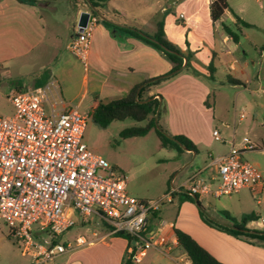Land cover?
Masks as SVG:
<instances>
[{
	"label": "crops",
	"instance_id": "1",
	"mask_svg": "<svg viewBox=\"0 0 264 264\" xmlns=\"http://www.w3.org/2000/svg\"><path fill=\"white\" fill-rule=\"evenodd\" d=\"M251 1L257 4L258 13L251 11L250 3L247 0H228V9L224 11L221 19L213 25L209 15V0H107L97 8L98 13L94 12L98 16V21L91 33L88 69L82 77V83L86 87L90 80L93 93L104 92L108 94L106 91H116L122 87L127 93L136 84L142 83L140 85L142 87L146 84L145 81L168 74L172 64L160 51L141 39L115 28H133L150 36L156 29V21L161 19L159 14H163L165 15L163 29L167 39L176 44L183 53L191 52L192 54L189 60L192 68L188 71L209 74V64L211 63L212 72L222 74L221 78H226V82L232 85L233 88L242 87L237 91L238 94H241L244 90L262 97L256 99L253 108L262 112L264 120V67L261 68L260 66L262 61L256 62L247 58L240 59L236 55L237 49L241 46L240 37L249 40L252 36V34H245L241 30L238 25L240 22L236 16L242 21H246L248 25L258 24L257 20L254 19L257 14L260 19H264V0ZM57 2H60V0H0V66L2 64L4 72L10 71L8 63L13 60L18 59L20 61L21 66L17 65V70H15L18 75L21 71L24 72L26 67L32 66L31 64L36 66L35 64L38 63H46L56 56L59 48L56 43L47 48L46 41L49 27L45 16L49 11L56 16L57 5H59ZM77 2L80 8L77 9L75 17H71L67 25V35L63 43L65 50L66 43L74 32L81 12L92 10L87 1L77 0ZM115 12H118V19H115ZM252 12L255 15H252ZM222 24L229 27L233 26L232 29H238L240 34L236 40L225 31L220 32ZM255 40L253 42H256L259 46V56L264 58V37L255 35ZM231 42L234 43L233 46ZM249 43L255 47L252 41H249ZM242 52L246 55V49H243ZM33 53H35L34 58L30 61L26 60ZM214 63L216 65H213ZM256 64H259V68L254 74L250 69V65L254 67ZM180 71L173 78L169 76L170 78L167 77L155 84L146 86L142 91V97L144 99L156 98L159 100V106L164 105V108L167 107L166 109L171 108L174 103L185 104L187 102L184 98L186 90L182 85L187 79L195 83L197 80L188 73H181ZM35 79L30 85L26 86L35 87ZM197 85L198 93H193L202 102V98L206 96L207 91L201 84L197 83ZM41 86L48 88V103L50 105H54L57 109L63 108L66 104L72 105L70 101H66L61 97L60 85L56 78L49 75L48 80ZM13 89L22 88L10 86L9 93ZM87 93L86 88L81 93V98L85 97ZM76 96L74 95V97ZM110 100H113V98L105 97V102ZM99 102L104 103V101L94 100L92 108L94 109ZM201 107L202 105L198 104V109H201ZM206 110L209 111L208 108ZM243 110L240 111V114L244 112ZM258 114L256 112L255 117H258ZM244 117L240 120L237 119V121H242ZM212 118H214V114ZM165 119L168 126H170L171 121L178 120L176 117L172 119L170 110L169 115H165ZM180 132L182 131L174 129L173 134H181ZM210 136L213 137L212 133ZM223 139L217 141L226 144L227 149L225 151L216 154L207 152L205 158L203 157L202 167L192 170L178 185L173 184L171 188L178 189L192 173L210 167V156L228 151L229 141L233 140ZM193 155L197 157L198 152H193ZM262 179L263 188L260 193L264 194V175ZM166 192L164 191L160 196L162 197ZM251 194L253 193L248 189H241L234 194L236 195L235 200L227 202L224 211L237 219H240L243 214L255 212L258 216L257 220L261 222L257 228L263 229L261 225L264 219L260 215L259 208L251 205ZM179 197L181 198L182 195ZM257 203H260L259 199L256 200ZM179 210V213L173 219L174 222L163 218L165 210L163 211L161 208L149 217L147 225L150 226V229L162 230L169 240L166 247L162 249L153 248L152 252L148 251L138 264H182L180 255L183 250L177 243L174 228H179L191 235L211 255L224 264H264V247L247 243L205 224L199 218V211L193 208L191 202L180 205ZM183 210L189 214L193 213L194 216L191 219L193 227L190 226L188 220L184 219L185 211L181 214ZM223 220L219 219L218 221L223 222ZM255 222L253 220L247 223L246 227L256 229L254 227ZM82 224L85 223L82 222ZM95 234L96 232L93 233L94 236ZM107 234H103L99 239L100 241L87 240L83 235H79L87 241H91V243L68 254L62 262H55L54 264H63L66 261H77L80 264H121L129 242L126 238ZM99 243L103 246L101 253L83 259H75L74 254L77 252ZM185 262L189 264V261L186 260Z\"/></svg>",
	"mask_w": 264,
	"mask_h": 264
},
{
	"label": "built area",
	"instance_id": "2",
	"mask_svg": "<svg viewBox=\"0 0 264 264\" xmlns=\"http://www.w3.org/2000/svg\"><path fill=\"white\" fill-rule=\"evenodd\" d=\"M86 12L85 25L76 24L66 50L87 71L91 33L98 16L93 10ZM7 98L14 113L0 117V220L9 225L10 235L32 258L29 264H54L61 254L91 243L83 236L73 244L55 241L57 235L76 225V214L83 218L99 215L108 224L107 235L129 236L133 242L128 244L127 258L138 264L150 248L162 249L168 244L162 230L145 232V228L163 203L173 202V193L208 198L243 188L259 194L263 188L257 167L241 159L243 151L254 149L244 137L242 149L229 141L228 151L210 156L212 175L203 177L201 171L194 172L178 189L162 197L138 199L128 193L125 176L83 143L87 116L76 106L66 104L57 109L50 105L45 86L13 89ZM243 117L244 112L238 120ZM212 135L215 140H224L217 129ZM34 224L45 236L42 243L32 234Z\"/></svg>",
	"mask_w": 264,
	"mask_h": 264
},
{
	"label": "rangeland",
	"instance_id": "3",
	"mask_svg": "<svg viewBox=\"0 0 264 264\" xmlns=\"http://www.w3.org/2000/svg\"><path fill=\"white\" fill-rule=\"evenodd\" d=\"M247 1L250 3L251 11L258 13L257 4L251 0ZM57 3L59 5H57L58 11L56 16L50 11L45 16L49 27L46 41L47 48L56 43L59 47L56 56L46 63H38L35 64L36 66L31 64L32 66L26 67L25 71H21L18 75L15 72L17 65L21 66L18 59L8 63L10 66L9 72H4L1 64L0 117L11 116L14 113L13 105L7 98L10 86L26 89L28 87L26 85H30L36 77L44 76L47 72L46 74L58 80L62 94L61 97L76 106L79 113L87 116L82 137L83 143L86 144L90 151L102 156L115 171L125 176L128 193L138 199L152 200L161 197V193L170 191L173 184L178 185L192 170H196L198 167L201 168L207 152L216 154L225 151L227 149L226 144L210 136L213 128L220 132L222 138L233 140L235 147L239 149L243 147L242 139L244 137L249 139L254 149L243 151L241 159L254 164L260 174L264 175V120L262 112L253 108L256 99H261L262 97L244 90L241 94H238L237 91L242 89V87L233 88L232 85L226 82V78H221L222 74L218 72L216 74L214 72L212 74H199L198 71H188V69L191 70V66L181 69V73H188L197 81L195 83L187 79L182 85L186 90L185 97L183 96L187 100L185 104L174 103L171 108H168L172 119L176 117L178 120L171 121L170 126L167 125L165 115H169V110L166 109L167 107L164 108V105L157 108L159 117L155 116L158 127L167 136L172 137L175 129L182 131L180 132L182 135L193 141L198 152L197 157L193 155V151L179 150L174 145H161V140L154 129H151L143 136L128 138L120 136V131L123 129L133 126H144L145 121H135L131 118H125L123 120H112L105 128L99 127L92 119L94 100L105 102L106 96L119 99L125 97L128 92L126 93V90L122 87L119 88L120 90L106 91L108 94L104 92L93 93L90 80L86 87L83 85L82 77L86 72L83 64L66 51L63 46L69 20L71 17H75L74 15L77 9L80 8V5L77 4V0H60ZM114 15L116 16L115 19L119 18L118 12H115ZM252 15L255 14L252 12ZM159 16L164 18L165 15L159 14ZM104 19L107 20L106 18ZM254 19L257 20L258 24L246 25L242 22L238 24L245 34H252V36L249 40L240 37L241 46L237 49L236 55L240 59L247 58L253 59L256 62L262 61V65H260L262 68L264 67V58L259 56V46L253 41H256L255 35L264 37V19H260L258 14ZM230 28L232 29L233 26ZM222 29H220V32L224 31ZM232 30L239 36L238 29L234 28ZM139 32L142 31L139 30ZM249 41H252L255 47L251 46ZM233 44L231 42L232 46ZM243 49H246V55L243 54ZM34 55L35 53L31 54L26 60L30 61L34 58ZM213 65L216 64L214 63ZM258 68L259 64L254 65V67L250 65V69L254 74L258 71ZM173 76L176 75H172L171 78ZM219 81L221 82L219 83ZM197 83L201 84L207 91L206 96L202 98V102L193 93H198ZM86 88L88 93L85 97L81 98V93ZM74 95L77 96L74 97ZM198 104L202 105L201 109H198ZM242 109H244L245 117L242 121H237ZM256 112L259 113L258 117H255ZM213 114L214 118H212ZM98 173L104 175L103 171H98ZM210 174H213L212 167L201 170V176L203 177ZM215 179L218 181V176ZM234 194L219 197L210 196L208 198L199 196V208L194 201L188 199L189 196L185 193L182 194L181 198L179 197L181 195L173 193V203H163L161 206V210H165L163 218L174 222V217L180 211V205L182 206L184 203L191 202L193 208L199 211V218L201 220V212L202 215L214 220L224 219L222 212L226 209L225 205L228 201L235 200L236 195ZM257 199L260 200L259 204H256ZM250 200L251 205L259 208L260 215L264 219V194H251ZM193 216V213L189 214L185 211L184 219L188 220L192 227L193 221L191 219ZM74 217L76 225L57 235L55 238L57 243L65 244L69 242L73 244L75 238L79 235H83L87 240L100 241V237L109 230V227L103 223L104 219H101L99 215L92 214L87 218H83L82 215L76 214ZM254 221H256L254 227L258 229V224L261 222L257 219ZM82 222L85 224H82ZM202 222L204 221L202 220ZM262 223L261 228H264V222ZM94 232H96L95 236L93 235ZM32 234L40 243L43 242L41 239L45 236L38 231L36 224L32 226ZM255 245L264 247L263 244ZM102 248L103 246L99 243L93 247H88L86 250L77 252L74 254V257L75 259L87 258L96 253H101ZM152 249L150 248L148 251L152 252ZM68 254H61L56 258L55 262H62ZM180 257H182V264H186L187 258L184 252ZM31 261L30 255L24 253L19 243L10 235L9 225L0 220V264H29Z\"/></svg>",
	"mask_w": 264,
	"mask_h": 264
},
{
	"label": "trees",
	"instance_id": "4",
	"mask_svg": "<svg viewBox=\"0 0 264 264\" xmlns=\"http://www.w3.org/2000/svg\"><path fill=\"white\" fill-rule=\"evenodd\" d=\"M18 1H35V0H18ZM88 1L91 3V5H93V7L97 9L107 0H88ZM228 7H229L228 0H209V5H208L209 15L213 25L221 19L224 11L228 9ZM236 18L239 22H242L243 24L247 25V23L242 21L238 16H236ZM163 26H164L163 18L157 20L155 23L156 29L150 36L143 34L142 32H139L138 30L133 28H122L115 26L114 27L130 35H133L138 39H141L145 43L153 46L155 49L160 51L172 64V68L170 69V72L177 70L183 64L184 58H186L187 60L186 66L189 67L190 66L189 60L192 56L191 52L183 53L176 44L169 41L165 35ZM222 28L226 33H228L233 39L236 40V38L238 37L237 33H235L228 25L222 24ZM149 37L154 38L155 41H152ZM163 46L172 51H175V53L166 51L163 48ZM209 71L212 74L213 69L211 63L209 64ZM46 73L44 76H40L35 79L34 82L35 87L43 85L48 80L49 74ZM175 74H177V72L172 75ZM167 77H162V78L156 77L145 81L146 84L139 89L138 93H137V89L142 83L132 86L125 97L119 99H113L104 103L99 102L92 112L93 121L101 128L107 127V125L112 120H123L125 118H131L135 121H145L144 126H133L123 129L122 131H120V136L122 138L143 136L146 133H148L151 129H154V131L161 140V145L163 146L174 145L179 150H182V148L177 142H175L171 137L164 134L160 128H157V122L155 121L156 118L155 116H156L157 108L159 106V100L156 98H152L149 101L140 102L146 99L142 97V91L146 86L155 84ZM158 117H159V113L157 114V118ZM172 137L177 139L181 144H183L187 148V150L197 151L195 143L190 139H188L186 136L182 134H174L172 135ZM195 198L197 199V206L200 208L198 197L195 196ZM188 199L194 201L193 197L191 196H189ZM222 213L224 215L223 222L208 218L202 215V212L200 213V215L204 223L213 228L226 232L247 243L253 245L254 244L264 245V228L249 229L246 227L247 223L258 219V216L255 212L243 214L240 217V219H237L229 215L227 211H223ZM103 223L108 227V224L104 220ZM148 230L151 229L150 226L147 225L145 228V232ZM173 231L177 243L182 248L187 258V261H189V264H224L219 260H217L213 255H211L188 233L184 232L179 228H174ZM114 235L126 238L129 242L128 244H130L132 241V239L129 236L124 235L123 233H116ZM121 264H132V262L127 258L126 251L121 261Z\"/></svg>",
	"mask_w": 264,
	"mask_h": 264
},
{
	"label": "water",
	"instance_id": "5",
	"mask_svg": "<svg viewBox=\"0 0 264 264\" xmlns=\"http://www.w3.org/2000/svg\"><path fill=\"white\" fill-rule=\"evenodd\" d=\"M86 1H87V3L89 4V6L91 7V9H92L95 13H98L97 9H96L95 7H93V5H91V3H90L88 0H86ZM87 17H88V13H87V12H81V14H80V16H79L78 25H85V22H86V20H87ZM149 38H150L152 41H155L154 38H152V37H149ZM163 48H164L166 51H169V52H173V53H175V51H172V50H170V49H168V48H166V47H164V46H163ZM186 64H187V60H186V58H184L183 64H182L177 70H174V71H172V72H170V73H168V74H165V75H162V76H159V77L162 78V77H167V76H169V75H172V74H174V73L180 71V70L183 69L184 67H186ZM140 87H141V86L138 87V89H137V93H138ZM151 99H152V98H148V99L142 100V101H140V102H146V101H149V100H151ZM158 107H159V106H158ZM157 112H158V109H157V111H156V116H157V114H158ZM155 121H156V118H155ZM157 128H159L158 125H157ZM171 138H172L175 142H177V143L180 145V147H181L182 149L187 150V148H186L183 144H181L177 139H175V138H173V137H171ZM193 152H195V151H193ZM193 199H194L195 203L197 204V199H196L194 196H193ZM132 242H133V241H132Z\"/></svg>",
	"mask_w": 264,
	"mask_h": 264
}]
</instances>
